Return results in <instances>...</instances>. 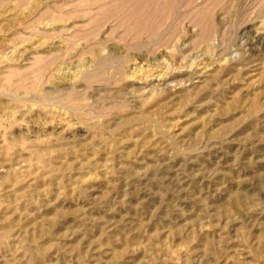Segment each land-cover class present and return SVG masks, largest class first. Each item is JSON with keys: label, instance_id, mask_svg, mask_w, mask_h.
<instances>
[{"label": "rangeland", "instance_id": "rangeland-1", "mask_svg": "<svg viewBox=\"0 0 264 264\" xmlns=\"http://www.w3.org/2000/svg\"><path fill=\"white\" fill-rule=\"evenodd\" d=\"M0 264H264V0H0Z\"/></svg>", "mask_w": 264, "mask_h": 264}, {"label": "bare ground", "instance_id": "bare-ground-1", "mask_svg": "<svg viewBox=\"0 0 264 264\" xmlns=\"http://www.w3.org/2000/svg\"><path fill=\"white\" fill-rule=\"evenodd\" d=\"M138 1L142 2V0ZM110 20L112 21V28L115 30L112 34V38L117 40L118 42L116 45H120V47L125 50L124 52H126L123 57L121 53H118L119 56L109 54L108 57L105 58L106 62L112 61L114 67L120 65L123 61L136 62L138 59L136 54L157 57L159 51L170 48H173L172 56L175 58V53L180 49V47L177 48L176 44H173L174 37L178 34L175 23L180 20L179 16H111ZM185 27L182 29L181 37L189 33V29ZM180 52L185 51L181 49ZM162 55L163 57L167 56L164 51ZM134 75L133 73L131 77H134ZM124 78H127V76H124Z\"/></svg>", "mask_w": 264, "mask_h": 264}]
</instances>
